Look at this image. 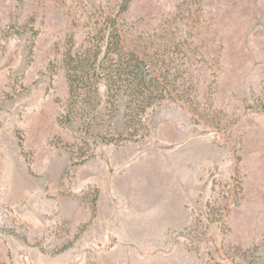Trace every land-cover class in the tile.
<instances>
[{"label": "rangeland", "instance_id": "rangeland-1", "mask_svg": "<svg viewBox=\"0 0 264 264\" xmlns=\"http://www.w3.org/2000/svg\"><path fill=\"white\" fill-rule=\"evenodd\" d=\"M124 3L0 0V264H264V0H129L174 96L86 134L63 54Z\"/></svg>", "mask_w": 264, "mask_h": 264}, {"label": "trees", "instance_id": "trees-1", "mask_svg": "<svg viewBox=\"0 0 264 264\" xmlns=\"http://www.w3.org/2000/svg\"><path fill=\"white\" fill-rule=\"evenodd\" d=\"M128 3L125 0L119 12L89 30L82 50L74 51L72 45L63 54L70 95L68 115L80 114L86 134L95 119L106 112L116 116L124 102L126 124L133 126L126 134L135 138L139 131L134 127L143 123L146 111L155 102L174 96L164 71L156 73L140 53L126 49L120 17ZM101 87L105 88V97L101 95ZM112 140L113 137L105 138Z\"/></svg>", "mask_w": 264, "mask_h": 264}]
</instances>
